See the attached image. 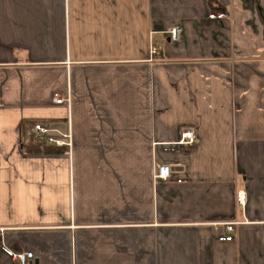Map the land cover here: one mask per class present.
Listing matches in <instances>:
<instances>
[{
	"label": "crops",
	"instance_id": "obj_1",
	"mask_svg": "<svg viewBox=\"0 0 264 264\" xmlns=\"http://www.w3.org/2000/svg\"><path fill=\"white\" fill-rule=\"evenodd\" d=\"M25 250L264 264V0H0V264Z\"/></svg>",
	"mask_w": 264,
	"mask_h": 264
},
{
	"label": "built area",
	"instance_id": "obj_2",
	"mask_svg": "<svg viewBox=\"0 0 264 264\" xmlns=\"http://www.w3.org/2000/svg\"><path fill=\"white\" fill-rule=\"evenodd\" d=\"M169 37L172 40H176L178 37V30L176 28L169 30ZM152 53L157 54L158 50L156 46L152 47ZM57 103L64 101V98L57 97L55 99ZM28 135L35 141H43L44 143L51 145H69L70 134L68 131L61 130L53 125L43 122H35L28 130ZM196 139V134L192 129H184L181 132L180 144H190ZM170 175V167L167 164H158L155 169V179L163 180L168 178ZM228 229H231V225H228ZM16 264H27L29 260L33 258V252L25 250L23 252H15L11 254Z\"/></svg>",
	"mask_w": 264,
	"mask_h": 264
},
{
	"label": "trees",
	"instance_id": "obj_3",
	"mask_svg": "<svg viewBox=\"0 0 264 264\" xmlns=\"http://www.w3.org/2000/svg\"><path fill=\"white\" fill-rule=\"evenodd\" d=\"M39 148H43V149L40 150ZM60 148H62V147H60ZM52 149L54 150V146L45 145V146L40 147L37 144V145L33 146V149L32 150H33L34 153H43V154L56 153V152H53Z\"/></svg>",
	"mask_w": 264,
	"mask_h": 264
},
{
	"label": "rangeland",
	"instance_id": "obj_4",
	"mask_svg": "<svg viewBox=\"0 0 264 264\" xmlns=\"http://www.w3.org/2000/svg\"><path fill=\"white\" fill-rule=\"evenodd\" d=\"M30 127H31V126H30ZM30 127H29V128H30Z\"/></svg>",
	"mask_w": 264,
	"mask_h": 264
}]
</instances>
